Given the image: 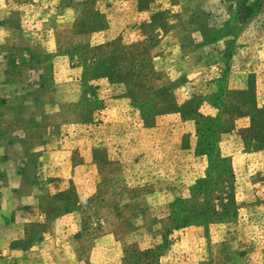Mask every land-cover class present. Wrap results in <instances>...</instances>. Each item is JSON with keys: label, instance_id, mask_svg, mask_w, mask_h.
Segmentation results:
<instances>
[{"label": "rangeland", "instance_id": "rangeland-1", "mask_svg": "<svg viewBox=\"0 0 264 264\" xmlns=\"http://www.w3.org/2000/svg\"><path fill=\"white\" fill-rule=\"evenodd\" d=\"M71 1L80 0H0V17L8 8L20 11L25 36L12 28L0 37L9 36L21 83L30 84L24 108L0 107V132L19 140L0 149L9 156L0 163V195L11 198L7 220L21 219L10 231L23 235L0 240V248L30 253L10 264H264V0H204L210 23L223 21L219 36L232 38L229 52L239 49L230 67L220 59L195 75L183 71L188 60L174 51V33L186 27L178 12L136 14L135 2L103 0L75 15ZM94 5L103 15L93 16ZM75 18L77 27L57 43L56 24ZM92 25L113 30L118 42L99 45L107 36H89ZM27 37L48 56L36 61L40 54L30 44L26 57ZM86 41L94 46L86 48ZM158 42L156 52L165 54L157 69L170 81L152 77L149 52ZM229 71L240 73L236 81L253 72L254 90L245 100L229 92ZM42 83L48 90L38 88ZM152 86L166 89L133 101L136 91ZM240 118L237 126L250 127L231 132ZM150 127H164L173 138L167 144L160 138L154 161L140 164L143 186L130 188L129 171L104 151L135 149L130 142ZM69 136L70 147L100 148L89 180L95 191L83 200L79 193L89 190L69 178L70 154L60 149ZM134 153L124 163L142 154ZM30 207L31 216L21 214Z\"/></svg>", "mask_w": 264, "mask_h": 264}, {"label": "crops", "instance_id": "crops-1", "mask_svg": "<svg viewBox=\"0 0 264 264\" xmlns=\"http://www.w3.org/2000/svg\"><path fill=\"white\" fill-rule=\"evenodd\" d=\"M103 0H80V1H71L69 8L72 9V11L75 13V15L79 14L82 12V10H85L88 8L91 2L93 3H100ZM126 2H135L134 6L130 5L132 8L131 10L134 11L135 9L136 14H140L141 12H149L156 16L161 12H164L165 10H170L171 12H178L176 13V16H181L183 19V23L185 24V29L175 31V45H177V48L174 49L176 52L180 53V56L184 58V60H188L187 64L184 66V72H186L187 75H195L198 70L202 69H213L215 66H219V60L222 59L225 61V64L228 65L229 67L231 66L232 58L234 57L233 55L235 54L236 49L238 48H233L232 52H229L231 50V42L230 40L232 38H227V37H220V27L223 26V21L220 24H212L210 23L209 19V12L208 8H205V3L204 0H151L148 1L146 6H143V0H124ZM165 2V3H164ZM7 4V3H6ZM5 4V5H6ZM161 5V6H160ZM95 8L91 11H93V16H101L103 15L102 11L98 10L96 5H94ZM2 9H0L1 12ZM179 10V11H177ZM6 16L0 17V32L4 33H11L12 28H18L19 32L22 33L23 35L25 34L22 26H21V15L19 10L11 9L8 8V11L5 12ZM16 21V22H13ZM55 26V25H54ZM79 26V24H78ZM77 27L76 24V18L72 23H59L56 24L54 31L55 33V38L56 42H60V34L66 35V33L70 29H73ZM103 27V28H102ZM100 29H94V26L92 25L89 27L90 30H88V35L93 36V35H98L99 33H104V37L107 36V42H102L99 45H112L114 43H117L118 40H116L117 37L113 36V30L108 29L105 25H103ZM108 29V30H107ZM53 32V31H51ZM54 33V32H53ZM21 34V35H22ZM182 34V35H181ZM197 35L195 37L194 35ZM22 35V36H23ZM63 35V36H64ZM6 36V35H4ZM0 37V64L4 66V69L0 72V107L5 110H11L12 108H24V96H29L30 95V84L24 85L21 83V78L19 77L20 74H22V70L20 69V65L18 66V63L14 60V56L12 55V49L14 48V44L9 42V36L7 37ZM25 36V35H24ZM30 36V35H29ZM119 36V35H118ZM189 38L188 43L185 45L184 38L187 37ZM25 38V37H24ZM31 37H27L26 39V44H24V50L26 52V57H31L30 54V44H34V46L37 48V54H40L39 57L36 58H45L48 56V51L43 49L39 43L31 42ZM159 44L158 42L156 45H154L151 48L150 53V59L152 61V65L154 66L153 68V73L154 75V81H159L160 77H163V79H168L169 81L171 80L168 78L166 74H164L162 71H159L157 68V62L158 60L163 58V50L161 49V52L163 53H158L159 52ZM91 42L86 41V44L84 45L86 48L91 47ZM99 45H97L99 47ZM16 46V45H15ZM77 46V45H76ZM82 48H85V47ZM94 46V45H92ZM96 46V45H95ZM186 49H188L186 51ZM158 50V52H156ZM209 51V52H208ZM156 52V53H155ZM229 52V53H228ZM175 53V52H174ZM25 57V54L23 55ZM22 56L21 63L24 61V57ZM218 59V62L214 63L215 60ZM161 70V69H160ZM173 70V68L170 66L166 72H170ZM30 72V70H29ZM222 72V70H221ZM229 71L227 75L224 76V81L227 82V80H230V86L228 85V90L232 94L234 99L237 100H245L250 93L254 90V81L252 80V73L249 72V75H246L244 78L242 77L239 78L236 81V77L240 76V73L233 72L232 74ZM2 76V77H1ZM14 76H18L19 79L14 80ZM23 77V74H22ZM27 87V88H26ZM40 90H48L47 86L44 85L43 83L38 86ZM165 87H148V88H143L138 91H136L132 95L133 101H138V102H143L145 99H142V96H145V94H149L150 92H157V90L164 91ZM19 90V91H18ZM3 92V93H2ZM4 93H7L8 95H5ZM151 94V93H150ZM17 100H23L21 104L16 103ZM58 105V104H57ZM65 105V104H64ZM63 104L58 105L57 107L60 106L61 109H63ZM242 118L238 119L237 121H234L233 128L231 129V132H233L235 129L239 130H245L246 128L250 127V124L247 123L246 125H240L237 126V122H239ZM183 124H187L188 121L182 122ZM236 123V126H235ZM251 123V122H250ZM31 129V128H30ZM166 129L164 127L162 128H155V127H150V128H144L142 132H144L145 137L140 138L137 140H133L130 142V145H133L135 149H124L122 147H110L105 149L104 155L106 156L107 160H118L122 165V168H124L126 171H129L127 180L125 181V184L130 187H136L140 184V186H143L142 183L146 180L143 179V177L146 176V172L144 170L141 171V165L143 163H151L154 161L156 158V149L159 144L160 138H163L164 141L162 140L161 144H167L168 141L172 140L173 136L170 133L164 132ZM176 132H173V135ZM143 134V133H142ZM184 139L187 136V133H185ZM226 135L228 133H225ZM224 135V134H223ZM72 136L70 137H64L62 140V147L60 148L62 151L69 152V170H70V175L69 178L73 180L74 185H76L79 189H84V190H89V193H79L80 194V200H83L84 198L89 197L94 191L95 187H93V184L89 182L90 180V174L93 173L95 169V158L97 157V154L99 155V150L100 148L95 149L93 148H88L84 150L83 148L78 149V147H70L68 146V141L72 140ZM19 140H14L12 137H9V134L6 132H0V149H5L6 147H9L10 145H14L15 142H18ZM165 142V143H163ZM141 145L145 144V150L140 151L138 148ZM136 150V151H135ZM142 153L139 156L134 155V160H131L130 164L129 163H124L125 161L129 160V155L133 154L134 152ZM194 148L187 149L186 151H193ZM78 151L80 155H78L77 158H74V152ZM135 154V153H134ZM133 156V155H131ZM9 160V156L7 153H2L0 155V163L6 162ZM111 161V162H112ZM142 162V164H141ZM134 163V164H133ZM136 163V164H135ZM141 164V165H140ZM24 170H19L17 169L16 172H22ZM22 175V174H21ZM19 177V181L16 184H12L11 187L12 189L16 188L20 183H21V177ZM61 178V177H60ZM62 180H57L56 185L57 187H60V183H62ZM6 181H9V179ZM52 186V184H47V186ZM138 189L143 190V187H137ZM63 190V189H62ZM84 192V191H83ZM81 194H83L81 196ZM9 199H11L9 196H2L0 195V239L2 240H8L10 238L11 241L13 240H19L23 237V235H20V237L16 238L13 233V231H10L11 227L15 223H19V217H17L18 221L11 222L7 220V212H6V207L9 205ZM141 202H143L142 199H139ZM176 198L170 200V202H174ZM134 204H137L138 201H134ZM6 205V207H5ZM25 210V208H24ZM34 212V209L30 207L29 210L22 212L24 216H31ZM27 218V217H26ZM23 219V222L25 223H31L34 220L33 219ZM24 223V224H25ZM158 224L159 222L156 221ZM164 232V228L161 227L157 231L158 234H161ZM5 238V239H4ZM5 242V241H4ZM43 246V245H42ZM0 251H3L2 248H0ZM7 251V252H6ZM6 251L0 252V264H10L11 260H15L19 257H24L25 255L30 256L28 251L23 250L21 248H17L14 250H9L7 248ZM15 262V261H13Z\"/></svg>", "mask_w": 264, "mask_h": 264}]
</instances>
